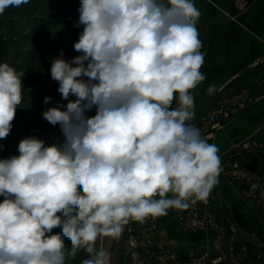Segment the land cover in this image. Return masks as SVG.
I'll list each match as a JSON object with an SVG mask.
<instances>
[{
    "label": "clouds",
    "instance_id": "9594fccd",
    "mask_svg": "<svg viewBox=\"0 0 264 264\" xmlns=\"http://www.w3.org/2000/svg\"><path fill=\"white\" fill-rule=\"evenodd\" d=\"M27 3L0 0V15ZM78 11L81 54L61 53L50 68L68 103L42 112L63 142L29 136L18 156L0 159V264H70L81 251L80 264H110L98 242L130 220L207 203L219 183L218 146L188 123L206 79L194 0H80ZM24 76L0 63V140L23 102Z\"/></svg>",
    "mask_w": 264,
    "mask_h": 264
},
{
    "label": "crops",
    "instance_id": "0c3cea01",
    "mask_svg": "<svg viewBox=\"0 0 264 264\" xmlns=\"http://www.w3.org/2000/svg\"><path fill=\"white\" fill-rule=\"evenodd\" d=\"M235 2L194 0L201 12L197 29L205 53L201 72L206 79L193 90L195 107L190 124L217 103L221 89L234 90L242 81L264 71V0H252L250 8L238 15ZM79 7L80 0H29L20 7H10L0 15V39L11 38L17 43L29 37L30 62L39 61L41 70L49 71L61 53L67 58V46L56 51L51 41L42 39H49L48 34L58 28L77 42L83 31V26H76ZM21 68L18 65L16 69ZM24 73L31 75L27 70ZM210 86L211 93L207 91ZM95 114V107L86 112L88 117ZM57 140L63 142L62 132ZM206 140L218 146L222 169L207 203L197 202L187 210L169 209L167 215L149 217L143 223L130 220L108 245L110 264H190L207 253L211 257L219 252L227 256L228 251L232 256H251L253 260L259 252L264 253V204L258 199L264 197L260 183L264 182V99L238 112ZM246 141L254 143L251 148L242 147ZM236 166L246 172L245 177H238ZM61 231L53 229L54 234ZM107 239L97 246L105 247ZM217 243L222 249L216 247ZM65 244L70 246L67 238ZM84 258L86 254L81 251L70 264H80ZM227 259L224 263L230 264Z\"/></svg>",
    "mask_w": 264,
    "mask_h": 264
},
{
    "label": "rangeland",
    "instance_id": "374dc122",
    "mask_svg": "<svg viewBox=\"0 0 264 264\" xmlns=\"http://www.w3.org/2000/svg\"><path fill=\"white\" fill-rule=\"evenodd\" d=\"M235 3H236V15H238L241 12L242 13L246 12L250 8V5L252 4V0H236ZM58 30L60 29L55 28L54 31L52 30L53 32L48 34L49 39H45V40L42 39V42L51 41L52 45L50 46L53 47L54 50L56 51L60 50V44L58 42L61 40H59L58 37H61L62 40H64V42L66 39L69 40L72 39L74 40V43L76 42L74 36H72L67 32H63V31L61 32ZM40 39L41 38L37 40ZM13 41L14 39L11 38L0 39V63L7 62L9 63L10 66H13L15 68H17L19 65L22 67L21 68L22 71L25 72L27 70L28 73H30L32 76L28 74L30 76H24L23 78L24 99L20 107H18L17 109L16 116L13 121V128L11 129L10 134L6 139L0 140V145L3 146L2 148H0V159H6L14 155L16 156L19 155L17 149L21 139L33 135L29 133L28 129L35 127L36 125L38 126L39 124H43V127L45 129L56 127L51 125L43 118L42 112L50 108L51 107L50 105H54L57 103V99L54 96H51V94L55 92V89L56 90L58 89L59 84L58 82L54 81L51 78L50 70L49 71L41 70V64L39 61L35 63L30 62V60H32V57H30L29 55L30 47L28 45L31 42L29 37L23 38L17 43H13ZM38 47L40 48V45ZM26 53L28 54L26 55ZM80 54L81 53H79L78 55ZM10 60L12 64L9 62ZM263 72L260 74L256 73L254 76L249 77L247 79L248 82L246 80L242 81L241 85L236 87V89L231 91L228 90L224 94H221V96L217 100V103H215L210 108L209 112L204 117L194 122L193 125L198 127L202 134H205L206 131H209V128L206 127H207V122L209 120V115L212 113V111L219 109L220 107H222V105L226 106L227 104H231V103L232 104L236 103V105L243 104L244 106L242 105L243 107L241 109H238V111L223 117L222 119L223 124L220 128L222 129L233 119V117H235V115H237L238 112L242 113L247 109H249L254 103H257L262 99H264ZM39 86H41V88ZM45 97L52 98L48 104L44 103ZM217 130H214L212 136H208L205 139L208 140L212 139ZM252 144L254 143L253 142L249 143L248 141H246L243 143L242 147L251 148ZM236 174L238 175V177L246 176V172L243 169H238L236 171ZM260 183L264 186V182H260ZM259 193L260 191L257 192V194ZM258 199L261 200V204H264L262 202V199H264V197L260 198L259 196ZM130 245L134 246V240L130 239ZM258 254H261V252H259ZM258 254L255 255V257H253L254 258L253 260L251 256L240 257L241 255H239L238 257L236 255V259L245 260L244 261L245 264H264L263 261L261 262V259L258 257ZM226 257L229 258L227 260L231 261L230 264H232L233 260H232L231 251H228ZM194 261L196 260L194 259L193 261H191V263H193ZM208 264H212V263H208Z\"/></svg>",
    "mask_w": 264,
    "mask_h": 264
},
{
    "label": "built area",
    "instance_id": "2783aa9c",
    "mask_svg": "<svg viewBox=\"0 0 264 264\" xmlns=\"http://www.w3.org/2000/svg\"><path fill=\"white\" fill-rule=\"evenodd\" d=\"M58 38H59V40H61L58 42L60 44V50H63L62 48L67 46V58H66V60L71 61L75 56H77L79 54L78 52H76L74 50V47H73L74 41L72 39L71 40L66 39L64 42V40H62L61 37H58ZM39 87L41 88V86H39ZM222 92H225V91L223 89H221V91L219 93L222 94ZM51 96H54L57 99V103L54 105H50L51 107H56L58 105H65L66 106V104L68 103L67 100L62 99L61 94L56 89H55V92H53L51 94ZM70 99L74 100L75 97L71 96ZM242 105H236V103H234V104L231 103V104H227L226 106L222 105V107H220L219 109L212 111V113L209 115V120L207 122V127H206V128H209V131H206V133L202 134V136H204V138H206L208 136H212V134L214 133V130L221 128V126L223 124V120H222L223 117L228 116L229 114H233V112L238 111V109H241L244 106V105L243 106ZM28 130H29L30 134L34 135V137L43 140L45 142L46 146L52 145L54 143H58L57 138H58V135L61 133L59 126H56L54 128H50V129H45L43 127V124H39L38 126L36 125L35 127H32ZM236 168H238V167L236 166ZM238 169H236V171ZM2 200H3V197H0V201H2ZM194 222L196 224H200L197 220H194L193 223ZM216 247L219 249H222L221 243H217ZM258 257L261 259V262L262 261L264 262V253L258 254ZM226 258H227L226 255L222 252H219L218 254H215L212 257L209 256L207 253L206 256L201 257L199 259H195L196 261H194L193 263H190V264H208V263L222 264V263H224ZM232 260H233L232 264H245L244 263L245 260L236 259L235 256H232ZM135 264H138V263L136 262Z\"/></svg>",
    "mask_w": 264,
    "mask_h": 264
},
{
    "label": "water",
    "instance_id": "95a60500",
    "mask_svg": "<svg viewBox=\"0 0 264 264\" xmlns=\"http://www.w3.org/2000/svg\"><path fill=\"white\" fill-rule=\"evenodd\" d=\"M113 238L112 237H108L107 241H106V244H105V247L108 248V245L110 243V241L112 240Z\"/></svg>",
    "mask_w": 264,
    "mask_h": 264
},
{
    "label": "trees",
    "instance_id": "16d2710c",
    "mask_svg": "<svg viewBox=\"0 0 264 264\" xmlns=\"http://www.w3.org/2000/svg\"><path fill=\"white\" fill-rule=\"evenodd\" d=\"M9 64V63H8Z\"/></svg>",
    "mask_w": 264,
    "mask_h": 264
}]
</instances>
